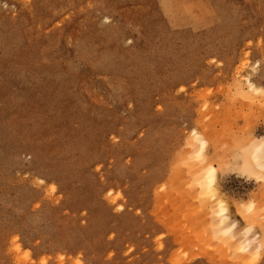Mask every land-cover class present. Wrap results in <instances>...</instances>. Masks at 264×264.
Returning <instances> with one entry per match:
<instances>
[{
  "label": "rangeland",
  "instance_id": "1",
  "mask_svg": "<svg viewBox=\"0 0 264 264\" xmlns=\"http://www.w3.org/2000/svg\"><path fill=\"white\" fill-rule=\"evenodd\" d=\"M255 154L264 0H0V264H264Z\"/></svg>",
  "mask_w": 264,
  "mask_h": 264
},
{
  "label": "bare ground",
  "instance_id": "2",
  "mask_svg": "<svg viewBox=\"0 0 264 264\" xmlns=\"http://www.w3.org/2000/svg\"><path fill=\"white\" fill-rule=\"evenodd\" d=\"M247 83H248V85L250 86V88L252 87V89H255V90H257V91H260L259 88H258V89L255 88V86L252 84V82H251L249 79L247 80ZM196 134H197V133H195V136H196ZM198 138H199V137H197V139H198ZM199 141L201 142L200 144H201L202 147H203V146H206V141H204V140L202 141L201 138H199ZM240 142H241V141H240ZM258 149H259V150H258ZM202 150H203V149H202ZM257 150H258V151H257ZM257 150H256V151L259 152V154H260V147L257 148ZM259 154H255L256 156H254V160H255L254 162H255V165H256L257 169L260 171L261 175L264 176V158H263V156H261V155H259ZM200 155H201V154H200ZM200 155H199V156H200ZM254 162H253V163H254ZM254 168H255V167H254ZM254 170H255V169H254ZM258 170H257V171H258ZM249 171H250V170H249ZM205 173H206V171H205ZM205 173H204V175H205ZM202 175H203V171H201L200 177H201ZM204 175H203L204 178H208V177H209V178H208V179H209V182H208V181H207V183L205 182V183H206V186H207V187L205 188V186H204L205 183L202 181V180H203V179H202L201 181L204 183V185H203L202 183H201V185L204 186L205 189H207V190H206L207 192H208V191L210 192V191H212V190H215L214 187H213V182H214V180H215V177H214V173H213V171H211L210 173L206 174V175H208L207 177H205L206 175H205V176H204ZM200 179H201V178H200ZM206 180H207V179H206ZM204 181H205V179H204ZM204 188L202 187L203 191H205ZM208 188H209V189H208ZM202 189H201V190H202ZM203 191H202V193H203ZM209 192H208L207 194H209ZM214 192H217V191H214ZM214 192H213V193H214ZM204 193H205V192H204ZM213 193H211V194H213ZM222 212H224V210H222ZM221 217L225 218L224 215H223V216L221 215ZM221 219H222V218H221ZM222 221H224V220L222 219ZM224 222H225V221H224ZM230 231H231V230H230ZM230 231H229V232H230ZM230 233H231V232H230ZM230 233H229V234H230ZM262 241H263V240H262ZM262 241H260V242H261V246L263 245V244H262ZM245 243H246V242H245ZM245 243H243V245H242V247H241V251L244 252V253H247V254H248V253H250V251H252L253 248L251 249V247L248 246V244H249V245L251 244L250 242L247 243V244L244 246ZM262 248H263V246H262ZM260 249H261V248H260ZM258 251H259V250H258ZM259 252H260V251H259ZM247 254H246V255H247ZM246 255H245V256H246ZM248 255H249V254H248ZM248 255H247V256H248ZM243 257H244V256H243ZM248 257H249V256H248ZM244 258H245V257H244ZM246 258H247V257H246Z\"/></svg>",
  "mask_w": 264,
  "mask_h": 264
}]
</instances>
